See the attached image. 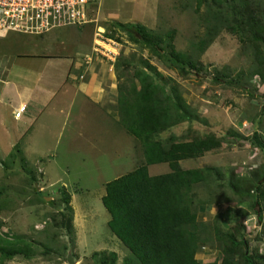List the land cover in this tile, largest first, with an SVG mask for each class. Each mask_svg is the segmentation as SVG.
Wrapping results in <instances>:
<instances>
[{"label":"rangeland","instance_id":"1","mask_svg":"<svg viewBox=\"0 0 264 264\" xmlns=\"http://www.w3.org/2000/svg\"><path fill=\"white\" fill-rule=\"evenodd\" d=\"M214 2L207 9L199 0H98L88 12L116 43L106 46L112 59L101 58L109 62L118 93L155 86L156 99L175 105V119L151 140L163 149L181 141L216 143L196 156L198 168L208 170L191 195L193 201H227L230 207L213 221L220 247H206L200 261L248 264L247 256L252 264H264V0ZM216 3L227 20L216 13ZM146 11L148 20L142 15ZM142 18L146 38L185 71L169 66L149 44L114 25ZM170 48L186 58L175 61ZM117 114L113 124L111 114L105 115V124L69 116L73 121L67 128H56L62 132L56 142L49 137L51 128L41 135L34 131L27 136L20 129L0 134V236L17 235L29 247L0 264H139L110 235L104 219L108 213L100 202L106 181L143 163L140 140L124 129L118 109ZM11 119L7 124H19V118ZM63 119L60 114L59 121ZM25 137L32 150L23 149ZM44 153L48 161L41 158ZM22 154L28 156L26 164L19 162ZM253 195L260 204L259 221ZM209 213L203 215L207 223Z\"/></svg>","mask_w":264,"mask_h":264},{"label":"trees","instance_id":"2","mask_svg":"<svg viewBox=\"0 0 264 264\" xmlns=\"http://www.w3.org/2000/svg\"><path fill=\"white\" fill-rule=\"evenodd\" d=\"M214 1L199 0V4H205L209 9V3ZM217 4L216 13L225 21L227 13L219 10ZM231 16L233 18L234 14L231 13ZM114 25L130 37L149 44L169 66L175 65L185 71L183 64H173L155 42L146 38L143 34L145 26L142 24L114 22ZM229 29L233 33L238 32L232 27ZM169 54L175 61L186 58L171 48ZM214 80L222 82L218 78ZM155 90V86L139 90L132 86L127 88L126 93H118L119 121L130 135L140 140L143 163L104 183L100 202L109 215L106 226L139 264H205L194 257L196 246L202 239L189 206L194 200L191 195L192 184H201L206 179L208 168L182 170L178 160L199 156L216 143L207 139L181 141L163 149L158 141L151 140L153 133L163 130L175 119L172 115L175 105L167 98L156 99ZM20 161L26 164L22 155L19 156ZM155 162H166L169 171L148 175L146 165ZM68 198L66 196L67 201ZM250 201L259 221V200L253 195ZM218 216L222 215L218 214L215 218ZM214 230L216 235L215 224ZM216 239L220 247V241ZM244 243L240 240L241 245L244 246ZM28 250V245L17 235L0 236V260H8ZM245 259L248 264H252L250 258L245 256Z\"/></svg>","mask_w":264,"mask_h":264},{"label":"crops","instance_id":"3","mask_svg":"<svg viewBox=\"0 0 264 264\" xmlns=\"http://www.w3.org/2000/svg\"><path fill=\"white\" fill-rule=\"evenodd\" d=\"M150 14L146 11L142 15L148 20L150 17L147 15ZM111 15L108 11L109 18ZM146 18L138 23L146 26ZM101 25L93 18L72 29L54 28L42 34L8 33L0 36V134L8 129H20L28 132L27 136L34 131L41 135L42 131L51 128V136L48 135L51 139L54 137L53 141L56 142L62 135L61 131L55 132L56 128H67L73 121L69 116L73 118L77 115L75 118L84 123L92 118L97 124H105V115L111 114V124L118 121V92L109 62L102 63L101 56L93 52L95 31L104 28ZM73 103L75 106L71 108ZM20 104H25L24 110L11 119V112L17 110ZM88 107L97 109L88 111ZM101 109V113H97ZM60 114L64 115L63 121H59ZM8 118L13 121L19 118V124H7ZM25 138L21 140L23 149L32 150L29 146L31 141ZM22 156L27 161L28 156ZM41 158L46 160L48 157L44 153ZM197 159H179L178 166L182 170L198 169L199 164L194 163ZM146 171L148 175H157L168 172L169 168L166 162H155L147 164ZM197 184L200 182L192 184L191 190ZM229 207L227 201L207 204L193 201L190 204L189 209L195 215L199 231L205 236L196 246V259L201 260V254L208 246L219 248L213 221L218 214L228 213ZM207 211L211 217L209 223L203 217ZM104 219L106 224L108 219Z\"/></svg>","mask_w":264,"mask_h":264},{"label":"built area","instance_id":"4","mask_svg":"<svg viewBox=\"0 0 264 264\" xmlns=\"http://www.w3.org/2000/svg\"><path fill=\"white\" fill-rule=\"evenodd\" d=\"M98 0H0V36L8 32L42 34L61 26H82L93 20L89 10ZM116 45L104 28L95 31L93 52L112 59ZM25 105L20 104L13 116H19Z\"/></svg>","mask_w":264,"mask_h":264},{"label":"water","instance_id":"5","mask_svg":"<svg viewBox=\"0 0 264 264\" xmlns=\"http://www.w3.org/2000/svg\"><path fill=\"white\" fill-rule=\"evenodd\" d=\"M68 261L71 262L70 258H68Z\"/></svg>","mask_w":264,"mask_h":264}]
</instances>
